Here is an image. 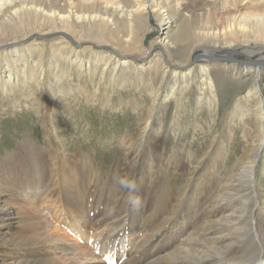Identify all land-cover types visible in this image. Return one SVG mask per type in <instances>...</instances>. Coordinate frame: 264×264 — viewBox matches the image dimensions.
Returning <instances> with one entry per match:
<instances>
[{
  "label": "bare ground",
  "instance_id": "6f19581e",
  "mask_svg": "<svg viewBox=\"0 0 264 264\" xmlns=\"http://www.w3.org/2000/svg\"><path fill=\"white\" fill-rule=\"evenodd\" d=\"M171 1L175 3L170 4L167 0H0V91L10 94L20 86L35 83L45 95H41L37 106L46 103V107L50 100L52 104L44 111L49 126L50 150L39 151L40 147L25 143L17 152L0 161V264H264V205L260 206L256 176L257 164L264 157V105L256 87L263 64H253L263 62L264 55L259 59L248 56L252 59L250 62L231 53L239 50L240 54L249 45V40H256L259 45L248 46L247 52L256 51L254 49L264 51V8H242L223 20L206 13L202 21L192 25L189 20H179L171 14L174 6H180L179 0ZM148 14L155 18L161 35L142 49V57L135 56V53L131 56V52L141 50V38L150 29ZM17 25L22 27V32L17 30ZM52 33L61 46L50 44L49 50H44V39L37 45H27L28 41H36V37ZM189 39H192L193 47L188 52L203 45L192 59L169 51L170 47ZM83 42L87 46H82ZM240 45L243 49L236 47ZM85 49H89L87 53ZM162 55H165L164 59H161ZM229 57L231 59H226ZM191 63L197 65L195 71L199 80H195L196 89L199 93L208 89L214 97H217L215 89L223 87L226 75L229 80L239 79L238 75L232 76L237 65H243L242 72L250 71L253 85L246 95L251 98L253 94L256 99L255 129L242 128L247 132V140L240 145V160L227 166V143L232 133L230 127L224 125L218 135L217 131L210 135L208 144L202 149L194 148L192 142L189 146L185 144L193 160H187L181 171L182 181L177 188L170 190L166 184L171 176L167 169L178 167L181 152L172 151L165 160L156 148L153 156L141 154L136 162L138 166L140 164L138 173L145 171L143 185L137 187L140 193L135 198L124 197L133 204L129 206L128 214L125 212L117 221L119 228L111 226L116 237L124 234L125 229H135L139 235L138 243L103 257L83 251L82 247L75 252L61 249L55 253L49 247L59 245L54 243L55 235L61 238L69 233L81 240L80 246H85L89 240L95 241L101 225L109 220L99 217L103 211L98 205L99 198L90 214L85 210L91 197L98 196L100 187L97 185L91 191L87 189L85 162L80 160L85 159L84 156L74 157L66 151L62 134L51 123L58 93L64 96L69 93L62 90L61 78L67 73L70 75L68 69L71 66L91 78L98 72L106 80L116 78L114 82L120 81L126 70L134 71L135 78L145 71L150 75V81H157L156 84L165 81L169 74L168 89L162 94L166 99L179 90L181 96L192 85ZM59 66L60 71L57 70ZM211 69L216 72L214 78L210 76ZM109 74L110 79L106 78ZM230 75L234 78H229ZM76 87L80 91L83 86L77 84ZM158 92L155 89L150 91L152 105ZM197 100L201 102L202 98L199 96ZM206 103L209 108L213 106L209 100ZM234 107L230 117L246 123L242 116L246 112L240 104L236 103ZM176 124L171 127L173 132L180 130ZM161 129L162 123L151 106L139 128V137L134 142L132 137L123 138L120 145L128 153L133 152L134 146L141 147L148 135L156 140ZM210 129L207 131L211 132ZM91 166L97 168L96 164ZM132 167L128 174H131ZM45 188L49 189V194L42 199L54 200L59 207L58 214L54 215L62 218L54 227L41 222L31 206L32 200L27 203V199L24 202L20 199L21 204H28V208H20L17 202L12 204L13 195L8 191L12 189V193L26 198L24 193L37 194ZM132 214H139V218H132ZM69 216L72 221L64 222ZM44 228L47 229L44 231ZM108 248L106 243L103 249L108 251ZM245 256L252 257L246 260Z\"/></svg>",
  "mask_w": 264,
  "mask_h": 264
},
{
  "label": "rangeland",
  "instance_id": "374dc122",
  "mask_svg": "<svg viewBox=\"0 0 264 264\" xmlns=\"http://www.w3.org/2000/svg\"><path fill=\"white\" fill-rule=\"evenodd\" d=\"M224 1L225 0H179L180 6H174V13L171 14H174L179 20H189L190 24L197 25V22L202 21L206 16V13H212L216 19L223 20L230 16V13H236L235 11L242 8H246L245 10H249L254 6L258 10L264 8V0H243L242 4L234 0ZM167 2L170 4L175 3L171 0H167ZM170 7L172 8V6ZM147 20L150 29H148L141 38V50L131 52V56L135 55L137 57H142V49L152 44V42L161 35L157 28L155 18L148 14ZM16 27L19 32H22L23 29L21 26L17 25ZM41 37H36L37 40L33 42L28 41L29 43L27 45H37L44 39V43L46 44L44 50L48 51V46H50V44H52V46H61L59 40L55 39L53 33L50 35H42ZM191 40L192 39L185 40L175 45V47H170L169 51L172 54L179 52L182 56L185 54L189 56V59H192L195 52L201 49L203 45L195 46L196 49L192 48L193 50L188 52L191 47H193ZM249 41V47L259 45L256 44V40ZM82 46H87V43L83 42ZM248 46L246 49H243L242 45L236 46L244 51H240L239 54V50H232L231 53L233 55H239L240 57L238 56V58L241 60L250 62L252 59L247 58L248 56L253 55L255 59H259L260 55H264L262 49H254L256 51L250 50V52H247L249 50ZM108 47L111 48V45ZM228 47H232V45H228ZM88 50L89 49H85L84 52L87 53ZM132 53L135 54L133 55ZM45 55H47V53H45ZM164 56L165 55H162L161 59H164ZM226 59L231 58L229 57ZM132 61L134 60H131V62ZM43 63H46L45 58ZM62 64L63 62L61 65ZM212 64L213 63L210 65ZM196 66L195 63H191L189 66L193 68V78L190 81L192 85L183 93L184 95L182 94L180 96L181 90H179L170 98L167 96L169 99H165V97L162 96L169 86V74L166 75L165 81L156 84L155 82L157 81H150V75L145 71L140 72V74L138 73L139 78H135V76L133 77V75H135L134 71L126 70L123 72L121 80L114 82L116 78L113 81L106 80L105 77H100L98 75L99 72L97 76L91 78L88 77L84 71L78 73L75 67L71 66L70 69H68L70 70V75L67 73L61 78L60 85L64 87H61V89L63 88L62 90L69 91V93L66 96L62 95V93H58V103L53 109L51 123L53 127L62 134V138L64 139L62 142L65 145L66 151L74 157L77 155L84 156L85 159L80 158V156L79 158L81 163L85 162L84 167H86L85 177L87 189L91 191L93 187L95 190L97 185L100 187L98 196L91 197L87 202V205L91 206L88 207L86 205L85 210L90 214L92 207L95 208V200L99 198L98 205L103 210L99 217L108 218L109 220L106 221L108 223L101 225V229L95 236L96 242L89 240L85 246H80L81 240H78L69 233H65L63 235L64 238L61 237L62 239L59 235H55L54 237L56 239H54V243L59 245L56 246V248L54 246H49L51 249H54L55 253H58L61 249L75 252L82 247L83 251L87 250L91 254L94 252L95 255L103 257L109 252L118 253L119 250L121 252L138 243L139 240L137 238H139V235H137L135 229H125L126 232L124 234L116 237L113 236L115 231H113L112 228H119V226H116L117 221H119L125 212L128 214L129 206L133 204L132 201L125 198L129 196L135 198L136 194L140 193L137 187L138 185H143L142 182L145 171L144 173L141 171L138 173L140 164L138 166L136 162L140 159L141 154L142 156H153L156 148L158 153L162 155V159L165 160L166 156L172 151L179 150L181 152L180 158L178 159V167H169L167 169L169 176L171 175L169 177V183H166L167 186H169L168 188L171 187L170 190L177 188V185L182 181L183 175L181 171L186 166L187 160L188 162L193 160L187 145L192 142L194 148L202 149L203 146L208 144V139L211 138L210 135H213L216 131L218 135L224 125L229 126L232 133L227 143L229 154L226 158L227 166H231L235 161L240 160L242 156L241 146L247 140V132L245 129L242 130V128L247 127L249 129L252 127L255 129L254 117L256 115L254 108L256 99L253 97V94L251 98H248L246 95L247 90L253 85L252 75L249 73L250 71H241L243 65H237V69L239 68L240 70L236 69V72H234L232 76L235 77L238 75L239 79L229 80L226 75L223 87L221 85V87L215 89L217 97H214L210 94L208 89H203L200 93L196 89L194 85L195 80H199V76L195 71L197 68ZM60 68L59 66L57 70L60 71ZM251 68H253V66H251ZM261 68L262 73L256 87L260 93V95L258 94L259 99H261L264 105V65L261 66ZM213 72L215 74L212 76ZM214 75H216V72L214 69H211L210 76L214 78ZM232 76L230 75L229 78H234ZM247 76H249V78H247ZM45 78L48 79V77ZM106 78L110 79V74ZM77 84L83 86L80 91L76 89ZM145 84L147 86H145ZM151 89L159 91L156 102L153 105L151 104ZM218 91L220 93H218ZM41 95L42 97L45 96L35 83H30L28 87L20 86L18 90H14L10 94L0 93V161L6 156L9 157L17 152L19 146H23L25 143L40 147L39 151L50 150L47 139L49 137L47 130L49 126L46 121V112L44 111H46V109L49 110L52 104L50 100L46 107V103L38 107L37 103L40 102ZM198 95L202 98L201 102L197 100V97H199ZM208 100L213 103L211 104L213 105L211 108L207 107L206 102H208ZM236 103L240 104V107L244 110L243 112L247 113H243L242 115L246 123H241L236 117H230ZM151 106H154V112L162 123L161 130L163 132L160 131V133H158L156 140H153V138L148 135L145 137V142L141 147L134 146L133 152L128 153L124 146L120 145V141L123 138L132 137L134 142V140L139 137V128L142 125L147 110H149ZM174 122L180 127L179 131L173 132L171 127L175 124ZM207 128H212L210 129L211 132H208ZM185 144L187 145L185 146ZM136 149L138 150L135 151ZM262 159L263 161L257 159L259 162L256 170L257 188L260 193L258 194L260 196V206L264 205V157ZM73 160L77 162L75 158H73ZM131 163L135 164L134 167H132L133 164ZM93 164H96L97 168L91 166ZM131 167V174H128L129 168ZM132 175L133 178L131 177ZM133 189H135L136 192L134 191L131 194ZM9 190V193L13 195L12 199L14 201L12 204H16L17 202L18 206L22 209L24 207L28 208V204H21L22 201L20 199H22L23 202L24 199H27V203H29L30 200H32L30 203L33 202L34 204L35 202V204L31 206L37 211V217L41 218L42 223H47L54 227V225L58 224L60 219H62L54 215H57L59 212V207L55 204V201L50 198L44 201V197L42 199V196L49 194V189H42L38 191L37 194H32L33 196L31 194H27V196L24 193L23 196L26 198L14 192L13 194L12 189H8V191ZM143 193L149 196L148 192L143 191ZM125 201L126 204H124ZM106 202H108V205H106ZM125 205L126 207H124ZM131 216H133L132 218L134 219L139 218V214L137 216L132 214ZM65 220L71 222L72 218L69 216L64 219V222ZM129 221L133 222V219L129 218ZM112 225L113 227L111 228ZM46 229L47 228H44L43 230L45 231ZM106 243L109 247L108 251L103 249ZM251 257L245 256V259L247 260Z\"/></svg>",
  "mask_w": 264,
  "mask_h": 264
},
{
  "label": "water",
  "instance_id": "95a60500",
  "mask_svg": "<svg viewBox=\"0 0 264 264\" xmlns=\"http://www.w3.org/2000/svg\"><path fill=\"white\" fill-rule=\"evenodd\" d=\"M253 64H255V65H261V64H263L264 65V61L263 62H254Z\"/></svg>",
  "mask_w": 264,
  "mask_h": 264
}]
</instances>
